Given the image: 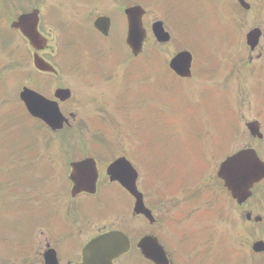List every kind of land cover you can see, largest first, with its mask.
Masks as SVG:
<instances>
[{"label": "rangeland", "instance_id": "1", "mask_svg": "<svg viewBox=\"0 0 264 264\" xmlns=\"http://www.w3.org/2000/svg\"><path fill=\"white\" fill-rule=\"evenodd\" d=\"M54 0H19L16 10L22 9L31 2H35V6L40 5L43 9V14L49 10ZM117 0H110L103 3V11L110 5H113ZM139 2L147 10L144 17V24L146 25V32L148 41L145 45L143 54L148 55L151 49L157 51L160 56V61L165 64L166 61L172 57V55L178 51V49H189L190 52H200L193 60L194 75L190 80L186 82L176 81L168 79L165 72H157L158 67L156 61H148V67L144 70L148 74L151 82L157 80L158 83L151 86V90H155L159 87L157 93L156 105L153 106V102L149 101L151 98L148 94V105L141 112L131 110L126 102H131L137 105L144 99L142 91L140 97L137 94L129 90L134 83V92H139L141 81L143 78L142 65H139L144 61L140 56L137 61L131 56L128 48H124L121 45V38L124 37V20L118 10L111 12L113 18V29L110 36V44L113 50H105L102 53L101 60L95 62L90 68L98 70L91 76L94 70H89L87 63H91L95 58L91 54V51H86L83 55L80 66L74 70H63L62 77L64 84L70 82L73 87V91L76 93V99L72 105L70 101L71 111L78 113L77 117L78 126L75 131L71 132H58L57 135L52 136L55 139H80V138H105L112 142H118V153L124 152L127 148V143L134 145L138 144L137 131L140 132V139H144L145 146L151 148V152H156V155L149 153V170H147V176L149 179V189L147 190L149 199L164 198L165 204V223L166 230L169 234H177L176 237H182L185 235V243L189 245L190 251H192V257L186 259L187 264L194 262V253L202 252L203 254L209 252L210 256H213V263L215 260H219L217 252L219 251L220 239L224 237V243H228L227 237L223 233H228V237L231 243L236 244L234 247H238L240 251L249 250L250 243L253 239H264V222L256 225L253 223H245L244 213L246 211H252L253 214L263 215L264 217V183L261 184L248 199L244 206L238 207L233 202L229 201L227 193H223L220 190L219 185L216 182V167L218 162L228 153L235 149L244 146H253L258 154L264 159V137L262 140L252 139L244 124L250 120H258L260 123L261 131L264 134V0H247L250 3L249 10H241L235 5L234 0H201L203 1V8L207 11L206 14H200L201 20L208 23L205 26L201 20L194 19L193 24L189 27L185 25L181 15L179 17L172 18L170 21L178 31V35L175 34L171 27H168L172 33V39L165 45L157 44L150 32V26L155 20L163 19L158 8H165L163 0H133ZM209 5L206 8V4ZM76 2V0H75ZM144 3V4H143ZM68 6V11H72L71 6L73 3H65ZM20 5V7H19ZM166 7L172 14L177 12H184L186 6L180 3L178 0H167ZM216 7V8H215ZM215 8V10H214ZM93 11V10H92ZM218 12L220 18L218 23L215 21L213 14ZM75 12L63 13L65 18L73 16ZM48 19L50 17H47ZM191 18V17H190ZM189 18V20H190ZM56 18L54 17V20ZM188 20V21H189ZM181 22V23H180ZM182 24V25H181ZM260 27L263 31L258 46L250 51L245 43L246 32L253 28ZM80 29V28H79ZM78 29V30H79ZM77 30V31H78ZM51 36L55 34V30L51 29ZM218 40H217V39ZM232 38L234 41L232 42ZM199 39L201 41H199ZM204 43L205 47L201 44ZM102 39L96 40L95 51H101ZM177 45L188 46L177 47ZM148 47V48H147ZM192 47V48H190ZM203 49V52L201 51ZM48 54L56 58L58 51L48 50ZM75 57H79L77 52L73 50ZM3 52H0V171H3L5 162L2 160L1 152L4 150L17 149L20 144L25 140L31 138V134L27 133L26 137L17 135L14 132H10L11 121L17 116L21 119V124H15L19 127L35 135H39V140L48 138L45 134H39L38 127L34 123H28L29 119L22 113H17L16 98L18 100V92L22 86L35 87V82L32 79L31 57L29 65L26 66L17 58L19 64H15L12 69L6 68V60L3 58ZM58 65L61 69L68 68V62L63 58L58 61ZM204 70L203 72H201ZM33 72V71H32ZM202 73L208 75V80L201 78ZM70 74L72 77L67 78ZM109 77V78H108ZM47 78L40 77L38 82L44 86ZM68 80V81H67ZM53 86L59 84L56 79L52 81ZM181 86V93L185 97V104L203 103L204 100H209L213 106L218 107L220 104H224L225 97L219 95L223 102H217L214 99V95L209 94L207 89L211 91L216 89L225 92L227 89V101L232 106V109L236 113V120L223 122L216 119L215 123L210 124L207 113L202 108L196 109L190 113V116H186L181 113L172 114V124L168 122V111H174L176 109H183L180 99L177 97L179 92L175 91L176 87ZM137 90H136V89ZM54 89V87H53ZM52 89V90H53ZM170 89V92L168 90ZM148 93V91H147ZM147 97V94H145ZM205 95V99H204ZM166 112V113H165ZM190 118L189 122L195 126H201L203 131L201 135L202 143L197 142L200 153V158L206 159L204 152V143L208 141L205 138L210 132L211 140L216 136V139L212 141L216 145L211 147V156H209L208 162L203 160H191L184 165L181 162L198 159L195 153H193L190 143L187 142L189 138L183 136L182 132L179 135L181 127L187 125L185 119ZM205 123H204V122ZM85 122L88 126L86 130L80 129V123ZM134 126L135 129L132 128ZM5 126L4 130L1 128ZM27 126L28 128H26ZM178 126V127H177ZM207 126V129L205 128ZM175 129L180 136L181 143H178L172 138L165 139L166 136L170 137V133L167 129ZM137 130V131H136ZM129 131H132L129 132ZM66 133V134H64ZM134 133V134H133ZM187 135L193 133L192 130L187 129L184 131ZM99 135V136H98ZM70 137V138H67ZM201 139V138H198ZM31 139L23 142L30 143ZM35 141H37L35 139ZM185 141V142H183ZM164 142V148L162 146ZM44 143L42 142L41 145ZM173 144L176 147L173 148ZM113 145V144H112ZM26 149H28L26 147ZM51 153L50 151L43 150L42 154ZM96 155L102 159L105 155L103 145H97ZM166 156L168 159L177 158L180 162L161 159L160 156ZM190 157H189V156ZM110 156V155H109ZM135 152L132 154V158L135 159ZM157 159V160H154ZM159 159V160H158ZM110 160V159H109ZM62 168V166H61ZM123 197L127 200L125 193L121 191ZM110 201L113 203L117 197L108 191V187L105 181H101L99 184L98 199L103 200L106 197H111ZM158 195V196H157ZM200 198L198 202L197 199ZM6 201H0L5 203ZM111 203V204H112ZM119 205H111V214L116 212L113 216L115 220L112 227L124 228L126 221L125 217H128L129 207L126 208L120 200L117 201ZM20 202L7 201L6 205L2 207V215L4 216L0 221V233L3 235L4 240L9 238L7 242H4L3 246L0 242V258L4 257L5 262L3 264H37L38 259L35 256L34 247L32 244L26 248H16V240L12 235L22 233V226L29 221V215L27 212L22 214V209H19ZM196 205H199L202 211L206 212L214 218H217L218 224L213 222L214 237H208L209 233L201 230L197 227L195 217L199 213ZM226 205V206H225ZM70 207L78 210H87L91 207L86 201L80 200L76 205ZM207 207V209H202ZM109 217H105L100 223H109L111 220V214L105 212ZM94 218L96 216L94 215ZM220 219V220H219ZM98 220V219H97ZM99 221V220H98ZM105 221V222H104ZM135 226H142L141 220H134ZM242 223L244 224V233L242 229ZM205 225V222L202 223ZM252 229V230H251ZM183 233V234H182ZM194 234V237L189 240L190 236ZM69 233L64 230L62 233V240L67 239V243H72L69 239ZM82 239V238H81ZM1 240V239H0ZM211 243L207 246V242ZM24 242L29 243V240ZM12 244L13 248H9ZM196 246V250L193 253L192 246ZM231 253V249L226 250V256ZM3 254V255H2ZM60 258H72L73 255L60 250ZM260 258L264 260V254H259ZM246 259L245 255H242V264ZM207 264H211L208 259ZM131 264V259L128 256L122 259V263ZM140 261H136L133 258V264H142ZM252 264H257V261H252ZM230 264H233L230 262Z\"/></svg>", "mask_w": 264, "mask_h": 264}, {"label": "flooded vegetation", "instance_id": "2", "mask_svg": "<svg viewBox=\"0 0 264 264\" xmlns=\"http://www.w3.org/2000/svg\"><path fill=\"white\" fill-rule=\"evenodd\" d=\"M115 2V1H114ZM83 7H85L83 5ZM111 7L117 8V4L111 5ZM124 10V9H123ZM82 14L84 11L81 12ZM79 27H80V38L82 44H87L90 42L88 37V31L90 30V21L85 18L83 15L79 17ZM93 23V22H92ZM113 25V20L110 17V26L105 35H102L100 32L95 30L101 37L108 38L110 36L111 28ZM65 101L62 103L64 104ZM141 106L145 107V101L141 102ZM83 142V141H80ZM103 146V150L105 152H112V147ZM84 150V149H81ZM95 152L97 150L94 149ZM126 151L128 153V158L135 167L138 172V179L136 181L137 189L143 194L145 205L151 209V211H155L157 209V204L150 202L146 198V190L149 186V181L146 178V167L136 164L135 162H146L145 156L143 155V149L136 148L135 146H127ZM135 152V159L132 158V154ZM104 157L103 161L99 163V159H97L98 155H96V167L98 178L96 182V190L94 193H89L87 191L76 192L75 194L71 193V182L67 175L66 167L61 164L62 170H60V179L59 182L56 183L53 189H50L43 193H38L36 197V201L34 203V208H36L35 219L32 221L30 225V235L35 242V255L38 258L39 264H46L44 255L47 251L53 250L55 254V263L56 264H80L81 262V250L82 247L97 233L102 232L105 225H98L90 221V218H87V215L91 212L109 210L110 205V197H106L103 200L98 199L99 195V184L101 181H105L108 187V191L112 194L116 193L117 188L124 192L130 201L133 202L132 196L128 194L117 182H111L108 180L105 175V171L108 164L103 168V162L108 159L109 155ZM89 151H83V158L90 157ZM118 156V155H117ZM93 157V156H91ZM141 171V175L139 176V172ZM106 177V178H105ZM85 200L86 203L91 205V207L87 210H78L76 208L70 207L71 205H76V203L80 200ZM158 211L162 212L163 207H159ZM154 216V214H153ZM156 218L154 216V221L150 224L144 226L142 229V235H154L158 238L159 242L163 245V247L167 250L169 256V263L175 264L173 261L169 249H167V244L161 238L160 233L162 229H153L154 224L156 223ZM113 221H109V224H113ZM132 226L130 222L128 224V228ZM111 229V228H109ZM66 230L69 233V239H71L72 243H67L66 240H62V233ZM141 230L135 228L134 225L130 228L128 238L133 241L136 234L140 233ZM82 238V239H81ZM60 250L72 254V258H60L59 252ZM174 251L175 254H180V240L178 238L174 239ZM149 264L151 262L147 261Z\"/></svg>", "mask_w": 264, "mask_h": 264}, {"label": "water", "instance_id": "3", "mask_svg": "<svg viewBox=\"0 0 264 264\" xmlns=\"http://www.w3.org/2000/svg\"><path fill=\"white\" fill-rule=\"evenodd\" d=\"M240 2L245 6L242 1ZM33 19L34 14L32 13L20 18L19 22L15 24L17 27L21 28L22 33L27 36L31 42H34V35L36 34ZM137 34L138 26L134 25L128 40L134 51L139 47ZM258 35V30L251 31L247 36L249 43L251 40H254L255 37L257 38ZM256 40L257 39H255L254 43ZM33 96L36 95L27 89H24L21 93V98L25 100L30 112H32L31 107ZM254 124L255 123L249 124L252 131H254ZM255 129H257V127ZM218 174L224 179L225 184L231 191L233 197L237 198L238 202H241L249 195V188L253 183L264 178V163L258 159L252 149H246L229 157L223 162ZM126 186L130 188L129 185L126 184ZM123 241V235L118 232H111L100 236L96 240V243L86 251L85 261H90L95 264H111V259L120 251L124 250L125 245L120 247ZM254 248L257 250H264V243L260 241L256 242ZM97 249L100 250L99 255Z\"/></svg>", "mask_w": 264, "mask_h": 264}]
</instances>
